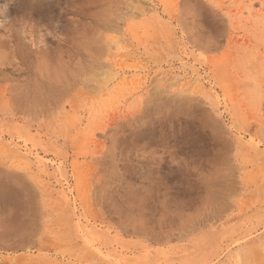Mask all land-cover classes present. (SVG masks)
Listing matches in <instances>:
<instances>
[{
	"label": "rangeland",
	"instance_id": "1",
	"mask_svg": "<svg viewBox=\"0 0 264 264\" xmlns=\"http://www.w3.org/2000/svg\"><path fill=\"white\" fill-rule=\"evenodd\" d=\"M6 7L0 264H264V0Z\"/></svg>",
	"mask_w": 264,
	"mask_h": 264
},
{
	"label": "bare ground",
	"instance_id": "2",
	"mask_svg": "<svg viewBox=\"0 0 264 264\" xmlns=\"http://www.w3.org/2000/svg\"><path fill=\"white\" fill-rule=\"evenodd\" d=\"M8 1L10 3L11 2H20V0H6V1H4V3L0 4V26H2V27L4 25H9L12 22L10 10L8 7H6V5L9 4ZM7 46H15L14 45V37L11 35L0 36V52L5 50Z\"/></svg>",
	"mask_w": 264,
	"mask_h": 264
}]
</instances>
